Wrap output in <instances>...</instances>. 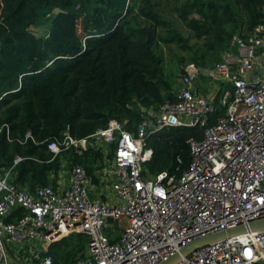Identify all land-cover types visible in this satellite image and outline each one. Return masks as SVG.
<instances>
[{"label":"built area","instance_id":"built-area-1","mask_svg":"<svg viewBox=\"0 0 264 264\" xmlns=\"http://www.w3.org/2000/svg\"><path fill=\"white\" fill-rule=\"evenodd\" d=\"M259 52L264 23L248 38L235 35L214 66L188 65L171 92L175 100L144 111L150 116L136 133L111 120L87 138L66 132L49 142L53 160L62 156V170L68 169L66 188L19 185L22 158L0 168V264H33L26 249L34 243L40 244L38 264H54L49 247L73 234L89 238L74 264H162L199 238L263 219L264 81L246 77L264 72ZM219 110L224 115L211 125ZM171 128L203 131L201 140L188 142V169L145 175L153 156L148 137ZM28 139L35 142L31 134ZM90 150L110 161L111 197L96 191L101 176L97 186L83 166L67 167L69 156L83 158ZM17 210L22 215L6 222ZM179 264H264V231L202 248Z\"/></svg>","mask_w":264,"mask_h":264},{"label":"trees","instance_id":"trees-1","mask_svg":"<svg viewBox=\"0 0 264 264\" xmlns=\"http://www.w3.org/2000/svg\"><path fill=\"white\" fill-rule=\"evenodd\" d=\"M175 11L201 41L197 50L156 0H0V168L22 158L19 185L29 191L55 187L62 156L53 160L49 142L66 132L87 138L111 120L136 133L144 111L175 100L163 77L162 45L175 44L193 54L190 62L214 66L235 35L248 38L264 23V0H188ZM41 26L50 28L46 39L31 30ZM223 115L217 111L211 125ZM28 134L35 142L25 140ZM202 137L198 128L148 137L153 156L145 175L182 174L191 162L189 140ZM68 160V168L83 166L100 185L95 172L99 161L104 164L103 151ZM21 215L17 210L6 222ZM88 243L87 235L73 234L52 244L47 256L54 264H74Z\"/></svg>","mask_w":264,"mask_h":264},{"label":"rangeland","instance_id":"rangeland-1","mask_svg":"<svg viewBox=\"0 0 264 264\" xmlns=\"http://www.w3.org/2000/svg\"><path fill=\"white\" fill-rule=\"evenodd\" d=\"M160 7L164 10V14L173 21V24L175 27H178V29L182 32L183 36L188 39L189 44L192 47H195L197 50L201 46V41H198L192 32H190L179 20L178 16L176 14V8L177 6L184 5L188 0H156ZM130 25L134 26L133 20L129 19ZM32 32L38 37L46 39L49 35L50 28L46 26L41 27H33ZM162 48L164 50V68H163V77L166 81H168L173 87L177 86L180 82V78L183 74L184 69L190 65V64H196L194 62H190L193 54H190L188 52H183L181 49H179L175 44L171 45H162ZM220 59H222V54H220ZM202 82L206 85L204 88L208 86V81L202 80ZM206 91L208 92V89L206 88ZM205 92V94H207ZM150 115L146 113L145 118L149 117ZM107 163L104 164L101 163V161L98 162L100 165L99 171H105L108 167V164L110 161H106ZM102 166V167H101ZM111 170V169H110ZM107 174V173H106ZM106 183L109 185L106 188L102 187L100 190H97L98 192L102 193L105 196L111 197V173L109 172L107 176L105 177ZM103 182V186H104ZM104 199V198H103ZM126 224V222H124ZM31 248V249H30ZM26 251H30V259L33 261V264H38L40 261V256L36 252H40V244L34 243L32 246L26 249Z\"/></svg>","mask_w":264,"mask_h":264},{"label":"water","instance_id":"water-1","mask_svg":"<svg viewBox=\"0 0 264 264\" xmlns=\"http://www.w3.org/2000/svg\"><path fill=\"white\" fill-rule=\"evenodd\" d=\"M145 132H147V129L145 130ZM262 231H264V218L252 221L247 225L242 224L234 228L216 232L189 243L184 248H182L179 253H176L162 264H179L183 261L184 258L189 257L194 252L202 248L215 245L220 242H225L228 239L247 235L249 233H257Z\"/></svg>","mask_w":264,"mask_h":264},{"label":"crops","instance_id":"crops-1","mask_svg":"<svg viewBox=\"0 0 264 264\" xmlns=\"http://www.w3.org/2000/svg\"><path fill=\"white\" fill-rule=\"evenodd\" d=\"M258 59H259V61L260 62H264V54L262 53V52H259L258 53ZM246 77H247V79H249L250 81H255L256 79H260V80H263L264 81V72L263 71H260L259 69H257L254 73H251V74H247L246 75ZM209 94V93H208ZM107 170H106V172L105 171H102V174H101V171H99V170H97L96 172H95V176L97 177V178H99L100 176H101V183H102V181L105 183L104 184V186L102 185L101 187H102V189L103 188H106V187H108V184L106 183V179H105V177L107 176V174L110 172L111 173V168H110V166H109V164H108V167L106 168ZM68 170V169H67ZM66 170V171H67ZM66 171H61L60 173H59V175L57 176V178H56V182H57V185L59 186V187H61V188H66L67 186H68V184H69V175H67V172ZM107 173V174H106ZM99 180H100V178H99ZM100 186V185H99ZM105 196V195H104ZM109 197V196H108ZM106 198H107V196H106Z\"/></svg>","mask_w":264,"mask_h":264}]
</instances>
